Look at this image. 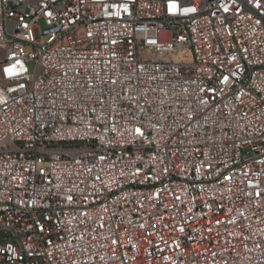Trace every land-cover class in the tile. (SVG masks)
Wrapping results in <instances>:
<instances>
[{
	"label": "built area",
	"instance_id": "1",
	"mask_svg": "<svg viewBox=\"0 0 264 264\" xmlns=\"http://www.w3.org/2000/svg\"><path fill=\"white\" fill-rule=\"evenodd\" d=\"M0 264H264V0H0Z\"/></svg>",
	"mask_w": 264,
	"mask_h": 264
},
{
	"label": "rangeland",
	"instance_id": "2",
	"mask_svg": "<svg viewBox=\"0 0 264 264\" xmlns=\"http://www.w3.org/2000/svg\"><path fill=\"white\" fill-rule=\"evenodd\" d=\"M2 50H0V55L2 54V52H1Z\"/></svg>",
	"mask_w": 264,
	"mask_h": 264
}]
</instances>
